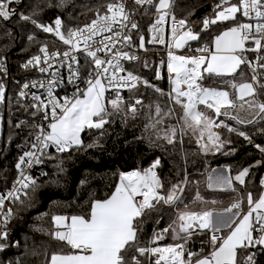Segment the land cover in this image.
Masks as SVG:
<instances>
[{"label": "snow or ice", "instance_id": "snow-or-ice-1", "mask_svg": "<svg viewBox=\"0 0 264 264\" xmlns=\"http://www.w3.org/2000/svg\"><path fill=\"white\" fill-rule=\"evenodd\" d=\"M19 2L20 0H0V20L7 21L13 15H18L21 20L29 21L44 33L54 34L69 48L62 53L60 51L49 53L47 45H44L40 48L42 56L35 55L22 66L24 69L38 67L41 73L55 69L51 71V78L47 83L26 82L18 93L20 98H27L29 93L26 90L30 87L45 88V98L31 93V104L23 106L26 110L31 108L33 117L42 114V119L50 123L47 125L34 123L30 126L35 128L34 142L30 144V150L25 151L16 164V168L20 170L19 179L16 181L19 187L14 186L6 195H0V209L3 208L6 199H11L13 203L17 201L23 203L20 199L21 194L27 196L29 189L35 192L38 187L37 179L25 175L21 165L31 168L34 164L42 165L44 158H54L46 151L50 147H54L57 153H63L73 148L94 146L85 145L81 134L86 129H103L104 125L109 123L107 117L112 113L109 112L104 99L109 89H117V95L109 101L112 110L117 113L121 112L120 105L123 103L119 89L131 90L143 83L144 86L153 88L156 93L167 95L169 100L183 108V125L179 130L180 133L191 130L205 153L218 152L224 147L220 134L213 130L219 128L223 122L217 123L215 119L206 115L205 111L200 110V106L212 110L217 118L220 115H227L222 113V108L234 106L228 91L202 86L200 81L204 79L205 73L215 76L233 75L241 65H247L252 73V82L231 84L232 88L237 89V98L243 100L245 96H253L257 91L253 86L254 83L264 90V83L260 82L264 79V55L261 54L264 52V0H237V3H232V0H220L215 6L214 17L205 18L199 30L189 26L186 18H176L174 12L170 10L172 7L170 0H131L132 5L144 9V16H150L149 8H155V20L148 29L151 33L150 43L165 44L164 25L168 21L171 22L172 47L175 49L190 47L189 42L200 41L201 31H206L210 25L236 21L237 13L255 21V24L238 23L237 26L230 27L215 36L212 47L205 44L191 49L200 55H177L169 51L166 68L171 74L172 88L168 93L149 84L147 80H142L133 72H126L121 63L122 60H139L138 56L130 55L123 50L131 47V31L139 30V24L132 19L136 9L126 7V0L108 3L104 14L97 11L96 18L89 24L68 29L67 32L62 31L63 21L59 17L52 24H42L33 18L36 13L31 15L17 13L10 5ZM28 39L33 40L34 37L30 35ZM139 39V47L143 49L144 36L140 35ZM250 40L254 46L246 49L245 44ZM117 45L122 47L118 48ZM245 51L257 53L254 61L243 55ZM75 52H82L86 57L85 64L90 65L83 78L80 75V61L74 55ZM98 53H104L109 58L101 59ZM61 57L63 59H59ZM53 61H58L59 67ZM160 63L164 66L165 62ZM60 68H66L68 71L67 85L74 87L71 96L55 95V90L64 86ZM0 71L7 74L2 60H0ZM125 72L126 74L121 75ZM157 78L163 77L157 74ZM81 83L85 85L83 89L80 87ZM5 102L6 88L0 83V104ZM138 104H142L140 99H136L129 107L133 117L137 114ZM257 107L260 112H264V103H260ZM149 109L151 111V106ZM171 111L172 109L169 108L164 115H168ZM155 116L162 119L159 104L155 107ZM159 122L160 120H156V123ZM255 122L247 121V123ZM26 123L21 121L16 126L20 127L21 124ZM224 127L234 131L228 125ZM176 134L175 127L156 133L157 138H163L169 144L174 142ZM238 135L251 142L244 132H239ZM254 147L264 153V147L261 145L255 144ZM159 164L160 161L157 159L152 168L145 171L133 170L120 173L118 186L111 196L102 200H93L85 214L70 217L53 216L56 230L50 235L53 239L63 242L72 251L67 254H52L48 264H144L145 258L151 264H257L256 252L252 249H258L264 254V192L255 200L251 192L247 194L246 212L242 207L243 199L223 210L235 215V219L228 223L229 231L226 234H222L223 230L216 226L215 209L184 211L178 215V228L165 227L159 232H154L149 241L150 245L158 244L171 230L174 233L173 239L182 240L183 243L164 247L141 246L139 233L143 231L142 224L145 219L150 217L151 212L157 210L156 205L160 203L174 205L180 202L177 190L183 192L181 184L178 183L172 185L166 195L162 193L163 184L157 172L153 170ZM248 173L249 168H243L235 175L234 180L244 185ZM232 182L233 178L230 175L219 174L209 177L208 186L210 188L213 184L231 186ZM261 186L264 187V180H261ZM232 190L235 191L234 188ZM137 197L142 199L138 200ZM0 214L7 221L11 217L12 209L9 208L6 213ZM201 234H207L209 237L211 251L206 254L203 248L199 251L186 248L191 237ZM8 235L6 230L0 232V240H7ZM4 247V244H0V250ZM152 257L155 259L152 260Z\"/></svg>", "mask_w": 264, "mask_h": 264}, {"label": "trees", "instance_id": "trees-1", "mask_svg": "<svg viewBox=\"0 0 264 264\" xmlns=\"http://www.w3.org/2000/svg\"><path fill=\"white\" fill-rule=\"evenodd\" d=\"M115 1L118 0H63V3L61 0H20L10 7L24 15L36 13L33 18L42 24H52L59 17L63 21V31L67 32L68 29H76L90 22L96 17L97 11L103 13L106 5ZM219 2L220 0H175L172 10L179 19L186 18L189 26L199 30L205 18L214 17L215 6ZM149 12L150 16L142 14L140 19L141 32L147 33V26L155 16L153 8ZM238 20L239 18L236 21L210 25L206 31H201L200 41L191 43L190 47L185 46L179 53L189 55L192 47L203 42L212 44L216 35L236 25ZM30 35L34 37L33 40L28 39ZM55 41L54 34L44 33L29 21L21 20L18 15H13L7 21L0 20V59L17 76L8 81L6 102L0 108V189L11 184L19 158L30 150L29 146L34 142L35 128L30 126L40 123L39 116L33 117L31 108L26 110L23 106L30 105L29 102L18 96L20 82L25 77L21 65L43 45H52ZM158 55L165 57L159 47H150L149 53L142 55L139 63L132 67L149 84L168 93L172 84L169 82L167 68H163L161 73L157 72L155 63ZM146 60L149 62L146 63ZM157 74L163 78L158 79ZM256 89V98L264 103V90L258 86ZM138 92L144 93V102L137 108L135 117L129 111L128 101L120 105L119 113L108 106L112 113L107 117L109 123L103 129H86L82 133L85 145L92 144L93 147L73 148L63 153H57L53 149L48 151L54 158H44L47 175L37 179L36 191L29 189L27 196L20 197L23 203L17 201L8 207L12 209V214L5 224L8 238L0 240V244L5 245L0 250V264H47L52 254L70 251L68 246L50 235L55 231L52 217L85 214L93 200L111 196L119 182L120 173L142 170L157 159L160 160L158 170L165 178L167 193L172 185L178 183L184 188L179 195L180 202L174 205L160 203L156 205L157 210L145 219L143 231L139 233L141 246H150L149 241L154 232L172 223L177 211L223 209L232 201L241 199L246 207L249 192L254 200L258 198L263 188L261 179L264 177V153L254 145L264 147V118L259 117L255 119V123L245 122L246 124L229 119L230 125L234 127V131L228 130L230 139L225 140L226 144L217 153H205L197 146V138L191 131L188 130L187 135L180 133L183 116L181 105L174 104L167 95L158 94L151 87L141 88ZM157 104L161 108L162 119L155 116ZM169 108L172 111L164 115ZM156 120L160 122L156 123ZM21 121L27 123L17 127ZM170 127L177 129L171 144L156 135ZM239 132H244L251 142L238 135ZM217 166L228 168L232 175L243 168H249L245 184L235 183V191L211 189L207 179ZM223 232L226 234V231ZM167 234L163 243H169L173 239L174 233L171 230ZM208 239L207 234L194 235L188 242L189 248L197 251L202 247L206 254L211 251ZM257 254L259 264H264V254L261 251H257ZM144 264L151 262L145 258Z\"/></svg>", "mask_w": 264, "mask_h": 264}, {"label": "built area", "instance_id": "built-area-1", "mask_svg": "<svg viewBox=\"0 0 264 264\" xmlns=\"http://www.w3.org/2000/svg\"><path fill=\"white\" fill-rule=\"evenodd\" d=\"M174 1L175 0H170V4L173 5V2ZM115 2H118V1H115ZM115 2H111V3H115ZM232 3H237V0L236 1H233L232 0ZM126 7H134L136 9L135 14L133 15L132 19L139 24V30H138V32L136 30L131 31V36H132L131 47L123 48V50L129 52L130 55L138 56L139 57V60L138 61H123L122 60L121 63L124 65L126 72L127 71H131V72H133V74L140 76L142 78V80H147L143 75H141L140 73L136 72L133 69L132 65L139 63V61L142 59L141 58L142 55H144L146 53H149V48L150 47L157 46L165 54V57L166 58L163 57V56L158 55L157 61L155 63L157 72H159V73H161L160 71L163 68H166V63L168 61V52L169 51H173L177 55H182V54L179 53V51L181 49H175V48L172 47L171 22L170 21L166 22L165 25H164V29H165V32H164L165 44H159V43L153 44V43H150L149 42L151 40V33L149 32L148 29L150 27V24L152 22H154L155 16H154L152 22H150V24L147 26V33L141 32L140 31V19L143 16L142 14H143L144 9L143 8H139L138 6L132 5L131 4V0H126ZM153 9L155 10V8H153ZM149 10H152V8H149ZM170 10L172 12H174L172 10V7H171ZM105 12H106V9L101 14H104ZM154 15H155V13H154ZM175 16H176L177 19H179L176 14H175ZM237 18H239L237 24L238 23H253V24H255V21L248 20L247 18L243 17L240 13H238V17ZM90 22H88L86 24H89ZM237 24H236V26H237ZM84 25H82L81 27H83ZM62 31H63V29H62ZM140 35H143L144 36V48L143 49H141L139 47V44H140L139 37H140ZM55 37H56V41L52 45H47L49 53L54 52V51H60L62 53L64 51L68 50L69 46L68 45H65L61 40H59V38L57 36H55ZM97 39H100V37H97ZM205 44L211 46V44H208L207 42H203L199 46L192 47L191 49L201 47V46H203ZM189 45H191V43H189ZM253 46L254 45L252 44L251 40L248 41V42H246V44H245V48L246 49L247 48H251ZM117 47L120 48V47H122V45H117ZM81 48H83V45L82 44H81ZM261 54L264 55V52H262ZM35 55H41L42 56V53H40V49L38 50L37 53L33 54L32 56H30L29 58H27L26 60H24V62L21 65V68L24 71L25 77L20 82V86H19V89H18L19 92L22 89V85L24 83H26V82H30V81H43V82L47 83V81L51 78V71H54L55 70V69H52V70H50L47 73H41L38 70V67H36V68L29 67L28 69H24L22 66L26 63L27 60L31 59ZM74 55H76L78 57L79 61H80V75H81V78H83L87 74V67H89L90 65H86L85 64L86 57H85V55L82 52H75ZM189 55H200V53H195V52L192 51L191 54H189ZM243 55L247 59L254 61L255 57L257 56V53L252 52V51H245L243 53ZM98 56L101 59H108L109 58L104 53H98ZM59 59H63V57H61ZM161 61H164L165 62L164 63V66H161V63H160ZM148 62L146 60V63H148ZM53 63L56 64L57 67H59L58 61H53ZM4 64H5L6 69H7V74L5 75L4 72L0 71V83H3L4 84V86L6 88V93H7L8 92V90H7L8 89L7 88L8 81H11V80L15 79L17 76H15V74H13L10 71V68H9V66H8V64L6 62H4ZM41 66H43V65H41ZM242 66H243L244 69H246V71L249 74L252 75V73H251V71H250V69H249V67L247 65H242ZM126 72L125 73H121V75L126 74ZM60 75L64 78V86L58 87L55 90V95L58 96V97L71 96V94L74 91V87L73 86H70V85H67V80H66L67 75H68L67 69L66 68H60ZM169 82H171V74H169ZM260 82L261 83H264V79H261ZM200 83L202 84V86L206 87V85H204L205 79H203L202 81H200ZM80 87H81V89H83L85 87V85L83 83H81L80 84ZM145 87L146 86H144L143 83H140V84L137 85V87L132 88L131 90H128L127 88L119 89V94L123 97V103H125L126 101H128L129 102L128 103L129 107L132 104H134V102H135L136 99H140L142 101V103H143L144 102V93H141V92L139 93L138 91H139V89L145 88ZM26 91L29 93V95L27 96V98H20V97L19 98L22 99L23 101L29 102V104H31V93H35V94L41 96L42 98H45L46 97V89L45 88H31L30 87ZM116 95H117V89H115V88L109 89L108 91H106L105 99H106V102H107V104H106L107 107L108 106H111L110 103H109V101L112 98H115ZM2 105L3 104H0V108L2 107ZM140 106H141V104L136 105V109L138 107H140ZM38 116H39L38 118H39L40 123H43L44 125H47L48 123H50V121H45V120L42 119V114H38ZM221 116L222 115H220L219 117H221ZM0 118H1V116H0ZM0 121H2V119H0ZM51 149H53L55 151V148L54 147H50L46 151H49ZM44 163L42 165H35L34 164L31 168H27L25 165H21V168L24 170L25 175H31L33 178L38 179V178L42 177L41 173H46V171L44 169ZM19 176H20V170L16 168V174H15V177L13 178V180L11 181V184L8 187L4 188V189H0V195H6L7 192L11 191L14 186L15 187H19V185L16 184V181H17V179H19ZM261 180H264V177ZM21 196H22V194H21ZM12 203L13 202L11 201V199H6L5 200V203L3 205V208L0 209V213H6L7 210H8L9 205L12 204ZM243 210L246 211L245 209H243ZM5 224H6V221L4 220L3 215L0 214V225H1L0 231L1 232L2 231H5V226H6ZM222 234H224V232ZM151 246L164 247L165 245H162L161 243H158V244H153ZM252 251L256 252V257L255 258H256L257 264H259V257H258V254H257V251H259V250L258 249H252ZM152 259L154 260L155 257H152Z\"/></svg>", "mask_w": 264, "mask_h": 264}, {"label": "crops", "instance_id": "crops-1", "mask_svg": "<svg viewBox=\"0 0 264 264\" xmlns=\"http://www.w3.org/2000/svg\"><path fill=\"white\" fill-rule=\"evenodd\" d=\"M237 17H238V13H237ZM234 26H236V25H233V26H230V27H234ZM230 27L224 29V31H227ZM220 34H218V35H220ZM212 42H213V40H212ZM189 43H193V42H189ZM210 47H212V44H211ZM204 79H205V85H207L209 87L216 88V89H221V90L228 91L230 98L234 101V106L222 108V110H221L222 113H227V115H222L221 117H218V118L215 116V114H214V112L212 110L200 107V110L205 111V113H206V111H208V113H213L212 118L215 119L217 121V123L222 121L223 123L221 124V126L225 125V123L229 119H232V120L237 121V122L240 123V121H244V122L255 121V119H258L259 117H264V112H260L259 108L257 107V105H259L260 102H259L258 98H256V93L253 96H245V98L243 100H240V99L237 98L238 97L237 89H234V88L231 87L232 83H235V84L239 85L240 83L252 82L251 74H249L246 71V69L243 68L242 65H241L240 69L233 75L215 76V75H208V74L205 73ZM253 86L255 88L257 87V85L255 83H254ZM250 103L252 105L251 107H250ZM206 115H207V113H206ZM214 129H215L216 132H218L220 134L221 127L214 128ZM155 162H153L151 165L143 168L140 171H145V170H147L149 168H152V166L155 164ZM153 170L157 172L159 178L161 179V182L163 184V189L161 191H162L163 194L166 195L167 194V190H166V188L164 186L165 178L160 174V172L158 170V166L156 168H154ZM129 171H133V170H129ZM129 171H127V172H129ZM219 174L230 175L233 178L232 185L231 186H227V185H225V186H217V185L213 184L211 189H213V190L214 189H217V190H228L229 189L230 190V189L234 188L235 183L239 184V182H236L234 180V177H235L236 174L232 175L231 171L228 168L223 167V166H217V167H214L212 169V171L210 172V174L208 176V179H207L208 180V184H209V177L210 176H215V175H219ZM247 177L245 178V180L247 179ZM117 186H118V184L115 186V188ZM182 188H184V187L182 186ZM262 189H264V188H262ZM114 191H115V189H114ZM261 193H260V195H261ZM180 194H181L180 191L177 190V195L179 196ZM137 199L139 200V199H142V198L141 197H137ZM228 207H229V205H228ZM228 207H226V208H228ZM245 208H246V211H247L248 210V205H246ZM224 209L225 208H223V209H215L216 211L214 213V221H215L217 227L221 228L223 231H226V233H227L229 231L228 223L230 221H232L233 219H235V215H234V213L224 212L223 211ZM66 216H68V215H66ZM176 222L177 223H175L173 225V228H178V221H176ZM165 239H166V236L164 235V239L160 240L158 243H161L162 245L167 244V243H163L162 242ZM176 243H183V242L177 240ZM186 248L190 249L188 243L186 244ZM199 250H197V251H199ZM70 251H72V250H70ZM70 251H58V253H55V254H67ZM192 251H194V250H192ZM49 259H48V261H49Z\"/></svg>", "mask_w": 264, "mask_h": 264}, {"label": "rangeland", "instance_id": "rangeland-1", "mask_svg": "<svg viewBox=\"0 0 264 264\" xmlns=\"http://www.w3.org/2000/svg\"><path fill=\"white\" fill-rule=\"evenodd\" d=\"M204 85H205V83H204ZM206 87H209V86H207L206 85ZM209 88H213V87H209ZM105 96H106V93H105ZM104 99H105V97H104ZM231 99V98H230ZM105 104H107V102H106V99H105ZM200 107H203V108H205L204 106H200ZM183 111V110H182ZM206 113H207V115L208 116H210V117H212V115H213V113H208V111H206ZM183 114V113H182ZM183 117V116H182ZM236 122V121H235ZM230 123H231V121H229V120H227V122L225 123V125L227 124L229 127H231V128H233L234 129V127L233 126H231L230 125ZM245 123V122H244ZM247 123V122H246ZM245 123V124H246ZM243 124V123H242ZM1 121H0V137H1ZM182 125H183V120H181V127H182ZM221 127V131H220V138H221V141L224 143V144H226V141L225 140H227V139H230L229 138V135H228V128L227 127H224V125H222V126H220ZM236 129V128H235ZM214 131H215V129H213ZM189 131H191V130H189ZM187 132H188V130H186L185 132H184V134L185 135H187ZM81 138H82V134H81ZM196 144H197V146H199V143H198V141L196 140ZM228 143H229V141H227ZM200 147V146H199ZM264 188V187H263ZM261 192H264V189H262V191ZM234 201H232L230 204H229V206L233 203ZM235 202H237V201H235ZM243 207V209H245L246 210V208L244 207V205L242 206ZM184 211H190V210H188V209H186V210H181V211H177L176 212V217H175V219L174 220H172V223H170L167 227H169V226H171L172 228H173V225L175 224L174 223V221H177V218H178V215H179V213H181V212H184ZM162 229H164V228H160V231L162 230ZM166 235H168L167 233L165 234V236ZM171 242H169V243H167V244H164L165 246H167V245H169V244H176V240H174V239H172L171 238ZM179 241H181V242H183L182 240H179Z\"/></svg>", "mask_w": 264, "mask_h": 264}, {"label": "water", "instance_id": "water-1", "mask_svg": "<svg viewBox=\"0 0 264 264\" xmlns=\"http://www.w3.org/2000/svg\"><path fill=\"white\" fill-rule=\"evenodd\" d=\"M210 153H217V152H210Z\"/></svg>", "mask_w": 264, "mask_h": 264}]
</instances>
